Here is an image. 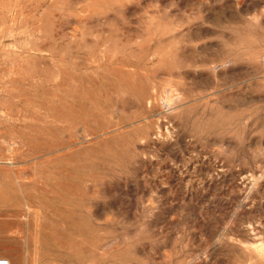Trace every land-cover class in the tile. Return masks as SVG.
<instances>
[{
	"label": "rangeland",
	"instance_id": "1",
	"mask_svg": "<svg viewBox=\"0 0 264 264\" xmlns=\"http://www.w3.org/2000/svg\"><path fill=\"white\" fill-rule=\"evenodd\" d=\"M0 257L264 264V0H0Z\"/></svg>",
	"mask_w": 264,
	"mask_h": 264
},
{
	"label": "built area",
	"instance_id": "2",
	"mask_svg": "<svg viewBox=\"0 0 264 264\" xmlns=\"http://www.w3.org/2000/svg\"><path fill=\"white\" fill-rule=\"evenodd\" d=\"M0 264H9V260L4 257H0Z\"/></svg>",
	"mask_w": 264,
	"mask_h": 264
},
{
	"label": "bare ground",
	"instance_id": "3",
	"mask_svg": "<svg viewBox=\"0 0 264 264\" xmlns=\"http://www.w3.org/2000/svg\"><path fill=\"white\" fill-rule=\"evenodd\" d=\"M261 253V252H260ZM262 254H263V252H262Z\"/></svg>",
	"mask_w": 264,
	"mask_h": 264
}]
</instances>
